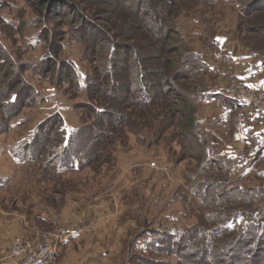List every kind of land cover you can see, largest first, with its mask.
<instances>
[{"label": "rangeland", "instance_id": "obj_1", "mask_svg": "<svg viewBox=\"0 0 264 264\" xmlns=\"http://www.w3.org/2000/svg\"><path fill=\"white\" fill-rule=\"evenodd\" d=\"M33 1L36 0H0V43L7 47V52L17 63L28 61L35 65L48 50L36 39L44 37L45 33L40 34L41 29H48L56 46H61L57 58L75 63L80 79L78 86L70 78L63 79L56 70L45 77L35 75L30 69L22 72L39 94L33 99L32 93L27 95L26 91L27 97L22 103L27 105H22L10 127L0 132V175L3 177L0 176V218L12 215L17 220L16 231L5 254L16 236L35 237L37 232L64 230L71 220L80 219L84 224L81 231L88 241L73 244L71 248L75 253L87 257L90 250L95 254L106 250L108 255L101 259L105 263L100 264H158L155 262L160 261L178 264V250L170 247L169 240L160 234L167 229L170 232L171 229L187 228L199 221L201 214H207V208L191 195L194 177L206 174L201 168L204 160L213 153L236 158L234 167L227 174L219 169L212 172L232 181V187L264 185V111L257 109L261 113L255 121L257 124L245 129L238 126L239 120L232 123L234 111L226 112L229 114L226 126L227 121L216 120V116L223 113L221 106L196 101V117L203 119L200 120L202 134L210 151L206 158L199 143L182 130L185 116L181 120L182 115L172 110L162 97L154 105L128 110L129 117L118 125L120 120L113 115L111 124L117 127L105 138L109 129L98 126L99 118L90 112L89 107L94 101L83 81L97 65V45L89 35L85 38L79 33L67 8L57 17L39 19L32 7ZM172 1L174 5L168 12L160 8L161 13L157 14L160 19L164 16L172 29L169 34L172 42L168 43L166 55L179 63L186 50L199 54L206 69L199 70L192 81L183 82L188 86L191 84L193 91L230 98L221 87L237 81L232 74L231 56L238 57L234 62L242 63L241 55L247 54L252 66L258 60V54H264V0ZM71 2L78 5L91 23L106 26L103 18L108 14L101 12L108 9L107 6H95V0ZM144 3L145 10L148 4ZM115 8L118 14L122 11L121 6ZM115 8L110 7V10ZM120 14L125 17L124 12ZM148 18L153 19V15ZM142 84L148 90L145 80ZM102 85L107 90L108 82ZM136 85L126 95L129 99L135 96ZM161 85L162 93L174 87ZM168 97L172 105L175 100L176 107H182L174 94ZM246 110L238 108L235 112L241 114ZM3 111L5 108L0 106V113ZM55 111L63 117L62 127L67 137L72 138V147L80 149L75 155L76 164L56 169L51 164H44L42 158L19 163L10 154V149L20 140L32 137L34 128ZM209 115L212 121L207 123L205 120ZM103 121L107 122V119ZM53 123L47 124L41 134L50 144L56 140L54 131L59 126ZM79 125L85 128L74 136L72 131ZM193 133L195 135L197 131ZM99 134L101 137L96 140L95 136ZM245 147L246 151L241 154ZM226 189L221 188L217 193L224 195ZM233 193L239 194L235 189ZM7 223L2 222L0 228L8 230ZM247 225L248 221L239 215L226 224L235 231H241ZM154 240L160 241V245L155 247ZM197 242L196 237L187 245L197 248ZM59 256L54 264L61 261ZM261 257L264 258V252Z\"/></svg>", "mask_w": 264, "mask_h": 264}, {"label": "trees", "instance_id": "obj_2", "mask_svg": "<svg viewBox=\"0 0 264 264\" xmlns=\"http://www.w3.org/2000/svg\"><path fill=\"white\" fill-rule=\"evenodd\" d=\"M71 1L36 0L33 1L32 7L39 15V19L57 17L62 14L64 8H67L75 19L73 23H76L79 33L83 37L89 35V38H93L94 44L97 45V56H99L97 65L92 74L84 76L83 81L94 101L89 107L90 112L99 118L98 126L103 125L105 129H109L105 132V138L108 137L110 130L117 127L111 124L113 115L120 120L118 125L129 117L128 110L133 107L142 109L149 104L154 105L155 101L162 97L168 106L170 104L172 110L182 115L181 120L185 116V124L181 123L182 130L185 131V135L192 136L191 140L199 143L206 158L210 151L205 142L206 138L202 134L200 119L196 117L194 107L196 101L217 98L221 103L227 104L228 110L234 111L232 123L237 122L235 111L240 105L236 100L217 93L193 91L191 84L188 86L183 82L184 80L192 81L199 70L206 68L199 54L191 50L183 52L179 63L166 55L169 53L168 43L172 42L169 37L172 29L165 21V17L160 19L157 14L161 13L162 9L168 12L174 2L172 0H95V6L108 7V9H102V12L100 10L101 13L108 14V17L103 18L106 24L104 26L95 22L91 23L78 5ZM144 2L148 4L145 10ZM120 6L125 17L121 16V12L116 13L115 7L120 8ZM154 6L157 9H154ZM110 7L115 9L110 10ZM251 9L250 7V11ZM150 14L153 15L151 20L148 18ZM44 29L40 31V34L45 33L44 37L38 35L40 37H37L36 41L38 44H45L48 50L35 65L28 61L17 63L7 52V47L0 43V106L5 108V111L0 113V132L5 131L6 127L9 128L13 118L19 114L20 107L27 105L22 103L23 98H26L30 92L33 99L38 97L37 89L23 76V71L30 69L35 75L45 77L56 70L63 79L70 78L79 86L80 76L75 63L57 58V52L61 46H56L57 42H53L52 33ZM174 41L178 42L176 39ZM257 59L252 65L255 71L264 68V54H258ZM176 63L179 64L178 67ZM142 80L146 81L148 90L142 84ZM180 80L182 82H179ZM175 81L178 82L177 85L172 84ZM105 82L109 84L107 90L102 85ZM162 83L165 86L173 85L174 87L171 86L168 92L162 93ZM135 85L133 92L135 96L129 99L126 95ZM170 94H174V98L180 100L181 108L176 107L175 100L172 105L171 98L168 97ZM103 119H107V122H102ZM62 120L63 117L58 111L50 113L47 119L34 128L32 137L20 140L16 147L10 149L12 157L19 163L42 158L44 164H51L56 169L74 166L77 161L75 155L80 152V149L72 147V138L67 137L65 128L62 127ZM52 122L59 126L54 131L57 138L50 144L46 143L48 139L41 134L44 133L43 129L46 125ZM83 128L85 127L79 125L72 133L75 136L81 133ZM190 128L193 129L190 130ZM195 130L197 133L194 135ZM100 137L101 134L95 136L96 140ZM57 149L60 150L57 151ZM244 151L246 147L240 153ZM204 161L201 168L206 174H202V177H194L191 195L198 203L201 202L204 208H207V214H201L199 221L189 224L187 228L171 229L170 232L167 229L160 235H163L165 240H169L170 247L178 250V264H264V258L261 257V253L264 252V185L232 187V181L222 179L212 172L213 169H219L227 174L234 167L236 158L213 153L212 157ZM0 176L3 179L2 175ZM221 188H227L226 191L224 190V195L217 193ZM234 189L239 194L234 195ZM238 215L244 217L248 225L241 231L229 229L226 224ZM205 219V222L209 221L208 224L203 221ZM196 237L197 248L195 246L193 249L189 248L187 243L195 240ZM158 245L160 241L154 244L155 247ZM155 263L170 264L163 261Z\"/></svg>", "mask_w": 264, "mask_h": 264}, {"label": "crops", "instance_id": "obj_3", "mask_svg": "<svg viewBox=\"0 0 264 264\" xmlns=\"http://www.w3.org/2000/svg\"><path fill=\"white\" fill-rule=\"evenodd\" d=\"M243 57L242 59V63L240 61L238 62H234L236 60H238V57L236 56H231L232 60H233V68L232 69V74L233 76H235V78L239 81H243L245 84L249 85V86H253V87H264V70L260 69L258 71H255L253 69V67L250 64V58L246 55H241ZM249 59V61H248ZM248 61V62H247ZM248 63V64H247ZM247 64V65H246ZM206 104H216L218 106L222 107V115H217L216 116V120L217 121H221L222 122H226L225 125L227 126L228 121H229V114H227L226 112H228L229 110L228 107L226 106L227 104H220V102L217 100V98H209L207 101H205ZM241 109V107H239ZM245 109V108H243ZM246 112H240L241 114L238 113V126L241 127L244 126L245 129L251 128L253 127V125H256L257 122L256 119L258 120V118H260V111H257V109L255 108H246ZM227 110V111H226ZM212 116L214 115V111H211ZM236 113V114H237ZM212 116H206V122L210 123L212 121ZM201 121L203 120L202 117L200 119ZM238 127V128H239ZM2 222H8L7 224H9L8 226V230H5V228L1 229L0 228V264H9L5 258L6 254L5 251L8 248L9 244H10V240H11V236L15 233L16 231V226H17V220L15 217H13L12 215H9L8 217L5 216L4 218H0V225L2 224ZM84 228V224L82 223V221L79 220H71V222L69 224H67L64 228V232L67 234V239L65 240L64 243H62L59 246V250H58V256L59 258H61V261L58 262L57 264H100L101 262L105 263V261H102L101 259L103 258V256H107V251L104 250L103 252L100 253H91L92 250H90V256L88 255L87 257H84L83 255L85 254H79V253H75L72 251L71 246L73 244H86L88 240H86V238L84 237V233L83 231H81V229ZM3 230V231H2ZM91 246L93 247L94 244H91ZM73 253H75L73 255ZM77 255V256H76ZM83 256L82 259H80V257ZM78 259V261L76 262L75 260ZM108 259V258H107ZM106 260V259H105Z\"/></svg>", "mask_w": 264, "mask_h": 264}, {"label": "built area", "instance_id": "obj_4", "mask_svg": "<svg viewBox=\"0 0 264 264\" xmlns=\"http://www.w3.org/2000/svg\"><path fill=\"white\" fill-rule=\"evenodd\" d=\"M241 108H255L264 111V87H253L243 81H235L221 87ZM67 234L60 229L35 233V237L16 236L5 258L9 264H54L59 246L65 242Z\"/></svg>", "mask_w": 264, "mask_h": 264}]
</instances>
